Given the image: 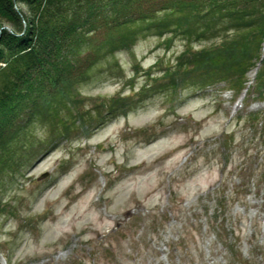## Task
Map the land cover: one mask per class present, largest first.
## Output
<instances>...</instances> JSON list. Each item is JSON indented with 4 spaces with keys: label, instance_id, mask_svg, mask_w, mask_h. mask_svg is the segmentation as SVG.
I'll use <instances>...</instances> for the list:
<instances>
[{
    "label": "rangeland",
    "instance_id": "374dc122",
    "mask_svg": "<svg viewBox=\"0 0 264 264\" xmlns=\"http://www.w3.org/2000/svg\"><path fill=\"white\" fill-rule=\"evenodd\" d=\"M170 36L77 55L94 61L72 87L87 118L61 108L28 126L25 162L0 182V264H264L260 63L238 94L229 81L150 89L187 45Z\"/></svg>",
    "mask_w": 264,
    "mask_h": 264
},
{
    "label": "trees",
    "instance_id": "16d2710c",
    "mask_svg": "<svg viewBox=\"0 0 264 264\" xmlns=\"http://www.w3.org/2000/svg\"><path fill=\"white\" fill-rule=\"evenodd\" d=\"M169 33L187 45L174 69L160 76L164 83L155 78L150 89L175 92L229 81L240 90L246 69L260 63L255 89L263 97L264 0H0V182L25 162L32 145L28 126L57 124L61 108L87 118L72 92L94 63L87 58L83 69L78 66L85 47L97 58L128 48L141 35ZM202 40L211 43L192 50L191 41ZM119 98L110 106L124 107L126 98Z\"/></svg>",
    "mask_w": 264,
    "mask_h": 264
},
{
    "label": "bare ground",
    "instance_id": "6f19581e",
    "mask_svg": "<svg viewBox=\"0 0 264 264\" xmlns=\"http://www.w3.org/2000/svg\"><path fill=\"white\" fill-rule=\"evenodd\" d=\"M251 75H253V73H252V72L250 73V76H251Z\"/></svg>",
    "mask_w": 264,
    "mask_h": 264
},
{
    "label": "water",
    "instance_id": "95a60500",
    "mask_svg": "<svg viewBox=\"0 0 264 264\" xmlns=\"http://www.w3.org/2000/svg\"><path fill=\"white\" fill-rule=\"evenodd\" d=\"M8 29V28H7Z\"/></svg>",
    "mask_w": 264,
    "mask_h": 264
}]
</instances>
